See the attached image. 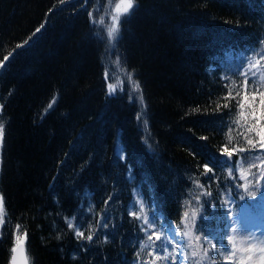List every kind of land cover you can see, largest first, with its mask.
I'll return each mask as SVG.
<instances>
[{
    "label": "trees",
    "instance_id": "obj_1",
    "mask_svg": "<svg viewBox=\"0 0 264 264\" xmlns=\"http://www.w3.org/2000/svg\"><path fill=\"white\" fill-rule=\"evenodd\" d=\"M106 1L110 7L118 0ZM135 2L118 41L127 37L125 51L136 68L123 58L122 91L109 96L101 49L86 34L93 28L101 34L102 13L86 0H0V62L14 52L0 75L1 187L10 220L27 230L33 264H127L138 233L128 207L136 185L148 199L152 187L158 208L173 220L195 211L196 233L203 235V226L211 234L222 221L221 192L240 191L238 164L264 171L259 137L243 121L232 123L236 92L243 95L242 62L256 64L257 78L264 73V0ZM110 51L121 58L113 46ZM129 73L139 92L130 90ZM118 136L125 161L114 153ZM245 137L256 149L238 151L251 147ZM225 145L234 151L232 174L219 163L206 172L208 157L220 156ZM70 189L80 198L72 201ZM88 193L93 213L79 208ZM66 213L83 222L84 243L68 230ZM90 234L96 237L88 241ZM7 238L0 264L8 259ZM201 241L207 264H220L205 235Z\"/></svg>",
    "mask_w": 264,
    "mask_h": 264
},
{
    "label": "snow or ice",
    "instance_id": "obj_2",
    "mask_svg": "<svg viewBox=\"0 0 264 264\" xmlns=\"http://www.w3.org/2000/svg\"><path fill=\"white\" fill-rule=\"evenodd\" d=\"M63 3V0H61ZM111 2V0H110ZM135 10V0H119V2L115 3V7L113 9L114 15L111 16L112 23L107 27V36L109 40H115L119 36V26L121 23L127 22V18L134 12ZM91 16L92 14L89 13ZM123 17V20L121 19ZM100 24H104V18L101 17L98 21ZM43 25H41V28ZM41 29L37 28L36 32H39ZM28 41H25V44H27ZM23 45H17V48H21ZM10 58H14V52L9 53L8 55H5L3 57V62H0V69L7 66L5 62H10ZM248 64V70L243 69V64ZM257 63H259L257 61ZM256 64H252L251 61H243L240 70L244 75V83H243V95L241 96V92L237 91L236 96L240 97V99L237 101L238 104V111L235 113V120L232 121V123L236 125H241V122L243 121V126L247 127L248 132H255V135L259 137V149L264 150V91H261V88H264V73L260 74L257 78V72L251 71L252 68H255ZM250 72V75L248 74ZM105 78H108V73H105ZM249 79H251L252 84L251 87L249 86ZM128 81L130 82V90L131 91H140V84L138 81L133 80V74H128ZM109 89V95H112L116 91V85L115 84H108ZM228 97H232L231 90L227 93V99ZM235 98V97H233ZM130 99H134V97L130 96ZM142 95L140 96V100H142ZM2 107V106H0ZM220 106L218 105V108ZM223 107L227 108L228 104L225 103ZM48 108H52V104L50 103L48 105ZM139 118V116H138ZM231 139V137H229ZM246 142L249 146H251L249 149L245 148H239V152H245V151H252L253 149H256L257 145L254 143L253 139L245 137ZM5 143V124L0 122V147H3ZM234 155V151H230L228 146L225 145L223 147V151L220 156H217L215 153L212 154L210 157H208L206 163H205V169L206 172L212 171V169L208 168L207 165L211 163L213 165V168L217 166V163L221 165H225L229 169V175L232 174V170L235 167L234 161L231 160V157ZM254 166V165H253ZM208 179H211L209 177ZM259 179H264V173H261ZM259 179L257 180V183H259ZM251 183V182H249ZM200 187H203L200 185ZM247 190V189H246ZM204 194V193H202ZM250 196H255V192H249ZM206 195H211L210 192L206 193ZM207 203V201H206ZM225 203H228V201H225ZM144 203L140 202L139 212L143 213L144 210ZM5 214H6V206H5V198L3 194H0V226L5 225ZM133 216L137 215L136 211H133L131 213ZM185 218L188 217V212L184 213ZM192 222L195 223L196 220V212L194 211L192 213ZM157 221V216L155 211L152 212L151 219H148L145 217L144 223L147 224L149 227L151 225L155 224ZM206 221V218H205ZM167 224V235L166 237L161 240L159 236H157V240H160V244L158 245V250L163 252H168L169 249H171L172 252L176 251V247H184L185 242L184 239L181 238L180 233L177 231L176 228H173L170 223L165 222ZM107 225H105L106 227ZM68 227H73L71 223L68 224ZM161 227L163 228L164 225L162 224ZM21 225H16V234L14 239V245L11 247L10 251L12 253L10 258V264H29L28 258L25 255V244L27 240V230H25L23 233H20ZM184 228L188 229L187 231H183V237H189L191 233V227L188 223L184 224ZM200 231L205 234V240L209 243L210 247H213L212 241H216L217 244L220 245V254L228 253L230 264H232V258L235 257V244H233V249H228L226 244L224 243L225 237L227 236V232H225L224 236H220L219 233L217 235H210L211 230L208 229L207 231L203 226H201ZM235 232V229L233 230ZM75 235L77 237H84V232L79 230V227H77ZM244 242H247V246L245 248V251L248 253L246 257L241 258L239 261V264H264V233H262L260 236H257L253 232H249L248 230H244ZM149 240H151L152 236L151 234H148ZM88 241H91L93 239V235H88L86 237ZM197 239H200V237H197ZM207 255V251L205 252ZM192 256H196V252L191 253ZM165 259H168V256L164 257ZM189 257L187 255L183 256V260H187ZM180 259L178 255H173L171 257L172 264H176V260ZM199 264V262H197Z\"/></svg>",
    "mask_w": 264,
    "mask_h": 264
},
{
    "label": "bare ground",
    "instance_id": "obj_3",
    "mask_svg": "<svg viewBox=\"0 0 264 264\" xmlns=\"http://www.w3.org/2000/svg\"><path fill=\"white\" fill-rule=\"evenodd\" d=\"M106 0H86V5L87 6H89V7H91L92 9H93V11L94 12H99V11H102V10H106V11H113V7L115 6H113V7H108L106 4L108 3L107 1L105 2ZM66 10H68L67 8H64V10H62L61 9V13H64ZM107 13L108 12H105V13H102V15H104V23L105 24H107V22H108V16H107ZM111 13V12H110ZM112 14V13H111ZM136 18V16H133V18H131L132 20L129 22L128 21V26H127V28H129V25H131L132 24V22H133V19H135ZM104 25V24H103ZM88 31V30H87ZM87 36L88 37H90L92 40H93V42L96 44V45H98V47H100V49H101V52H102V50L105 48V47H108V48H111V46H113L114 47V52H118L119 53V56L121 57V60L119 61L118 60V58H117V56H116V54L115 53H113V52H109V56L108 57H104L105 55H102V60H104V61H102L104 64H106V65H109L110 66V68H114V66L118 63V61H119V63H118V65L120 66V68H118L117 67V65L115 66V70H117V71H119V72H121V70L126 66V64L124 65V61H123V58L124 57H126L127 59H126V61H127V63H128V65L131 67V66H133L134 68H136L134 65H131V63H130V60H129V57H128V53H127V51H125L126 49H125V41H126V39H127V37L122 41L121 40V42H119V41H117V42H113V41H110V40H106V39H104V35H101V34H98V33H96V36L97 37H94L92 34H91V32L90 31H88L87 33ZM107 45V46H106ZM104 46V47H103ZM107 69H109V68H107ZM107 69H105V70H107ZM105 73L106 72H103V70H101V74H100V76H102V77H104V75H105ZM108 74H110V73H112V72H107ZM120 75L119 74H115V76H111V77H108L107 78V83L109 84V83H111V84H115L116 85V91H118V92H120V91H122V87H121V85L119 84V79H117L118 77H119ZM106 79V78H105ZM107 87H108V85H107ZM134 94H137L136 92L134 93ZM3 148V147H2ZM1 165H2V167H4L5 166V163H4V160H2L1 161ZM80 187V186H79ZM74 189H75V187H74ZM68 191V195H70V197H71V199H72V201H73V199L77 196L78 198H80V195H79V192H77V194H76V190H72V189H70V191L69 190H67ZM65 215V214H64ZM66 215H67V213H66Z\"/></svg>",
    "mask_w": 264,
    "mask_h": 264
},
{
    "label": "rangeland",
    "instance_id": "obj_4",
    "mask_svg": "<svg viewBox=\"0 0 264 264\" xmlns=\"http://www.w3.org/2000/svg\"><path fill=\"white\" fill-rule=\"evenodd\" d=\"M118 2H119V0H118ZM117 3V2H116ZM115 7V6H114ZM114 7H113V9H114ZM105 12H108L107 13V16H108V22H107V24H105L104 23V28L106 29V31H107V27L112 23V20H111V16L112 15H114L115 13L113 12V11H106V10H102V11H99V13H105ZM101 17H103L104 18V15H102L101 14ZM97 20V19H96ZM99 20H97V22H98ZM119 29H120V27H119ZM121 30V29H120ZM97 31H98V29L95 31V29L93 28V31L91 32V34L94 36V37H97L96 36V33H97ZM104 37V36H103ZM106 37H108L107 36V32H106V34H105V37H104V39L106 38ZM118 37H120V35L118 36ZM116 40L118 41V38H116ZM104 47V46H103ZM109 52H110V48H108V47H105L104 49H103V51L101 52V54L102 55H105L104 57H108L109 56ZM116 56H117V58H118V60H121V58H119L118 57V54L116 53ZM102 61H104V60H102ZM103 63V62H102ZM118 63H119V61H118ZM118 63L116 64L117 65V67L118 68H120V66L118 65ZM115 65V66H116ZM115 66H114V68L112 69V68H110V66L109 65H106V64H104L103 63V65H102V67H101V70H103V72H112V73H110V74H108V77H111V76H115V74H119V75H122V77L126 74V72H124V73H122L121 74V72H119V71H117V70H115ZM107 68H109V69H107ZM105 69H107V70H105ZM125 71V70H124ZM117 79H119V77L117 78ZM107 80V79H106ZM121 82H122V80H120ZM119 81V82H120ZM107 85H108V83H107ZM107 91L109 92V89H108V87H107ZM125 106H127V105H125ZM115 107L118 109V108H120V110H124V105L122 104V103H117V104H115ZM133 131H134V133L136 132L134 129H133ZM137 133V132H136ZM143 156H146V154L145 155H143ZM147 163H149V162H147ZM152 164H155L156 165V163L154 162V163H152ZM262 201V203H264V195H263V199L261 200ZM170 203H171V200L169 201ZM174 211H175V209H174ZM233 214L235 215V217H234V215H231V225L228 227V229H229V233H228V235L229 236H231V235H234L235 237H236V239L239 241V250H240V252L242 253V252H244L245 251V248H246V245H247V242H244V235H243V232H244V230H248L249 232H250V230H249V227H248V225H247V222H245L244 221V219L242 218V216H241V214H240V210H237V211H235V213L233 212ZM235 229V232L233 231ZM24 231H22L21 233H23ZM262 233H264V228H263V230H262ZM15 238V237H14ZM162 240H163V238H162ZM189 242H190V238H189ZM170 250V249H169ZM246 252V251H245ZM166 253V252H165ZM246 255H247V252H246Z\"/></svg>",
    "mask_w": 264,
    "mask_h": 264
}]
</instances>
